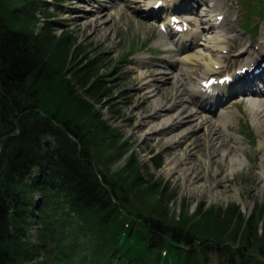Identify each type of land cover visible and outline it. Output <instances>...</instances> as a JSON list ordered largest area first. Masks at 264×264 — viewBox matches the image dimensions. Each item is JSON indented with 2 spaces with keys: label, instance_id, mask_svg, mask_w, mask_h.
I'll return each mask as SVG.
<instances>
[{
  "label": "rangeland",
  "instance_id": "1",
  "mask_svg": "<svg viewBox=\"0 0 264 264\" xmlns=\"http://www.w3.org/2000/svg\"><path fill=\"white\" fill-rule=\"evenodd\" d=\"M31 1L33 0H0V19L11 25L37 28L38 32H41V42H43L42 38L48 36L46 43L49 52L55 55L57 61L55 66L61 63L62 69L57 77L64 79L65 87L71 88L70 93H73V97L65 107L60 103L61 109L54 106L57 103L54 97H47L42 103L49 105L48 112L51 114V110L58 109L57 112L62 110L61 119L69 118L75 126H79L77 129L80 137H83L85 142L86 139H90L91 142L86 143L94 154L91 157L92 166L101 179H104L102 173L107 174L108 181L117 194L127 196L129 201L136 200L141 203V205L140 203L131 205L129 210L144 214H148L146 211H153L152 206L147 207L143 204L146 209L142 206L141 193L146 192L148 199L157 200L159 203L163 194L159 187L163 188L166 185L168 188L165 195L169 197H165L163 202L160 200V205H164L163 215L169 220L178 223L188 217L192 220L187 221V226L189 223L193 227L192 222L200 218L201 211L214 208L213 210H217L219 215L207 218L205 225H209V230L203 231L204 227L201 232L211 237L217 234L216 228H219L221 234L231 240L230 243L239 247L236 238L240 239L247 232L255 231L250 228L249 218L257 211L260 216L256 227L257 235L250 239L258 240L257 243L264 248V177L261 174L264 149L260 146L261 135L252 123L247 102L231 103L230 101L229 105H224V109H232L236 112L228 123L227 146H232L244 158L242 168L231 175L227 172L228 161H221L219 156H214L211 173L210 168L201 164L196 165L197 173L191 184L183 185L175 175L164 173V165L168 162V158L178 163L183 158L191 159L190 148L180 145L179 149L177 144L170 142L163 133L158 134L160 137L156 134L141 136V132L147 127L146 118L154 112L153 101L159 95L152 97L151 100L148 98L146 90L141 88L138 78L139 69L150 75L152 82L161 89V99L165 103L180 101L182 98L180 94L176 95L174 83L166 80V76L161 73L168 70L167 60L176 58L173 51L175 45L167 36L160 33L154 22L150 21L151 17L142 11L141 0H96L91 6L84 0ZM232 1L235 0H221L220 5L230 11L234 8L232 15L227 17L229 19L236 17V12L242 10V3H250L251 7H246L248 17L255 14L254 9L264 11V3L258 5V0H248V3L239 0L240 5L236 4L234 7ZM24 5L26 7L20 10ZM91 7H93L92 11L89 10ZM201 7L197 3V10L194 11V14L200 17L205 12ZM23 11H27V15L23 16ZM28 20L34 23L27 25ZM250 20L252 24L257 18L252 17ZM241 28H247V23L243 22ZM227 35L230 36L229 42L232 43L229 56H226L225 66L232 67L236 61L237 65L240 59H244L237 54L242 52L243 46L247 47L249 36L229 32ZM263 36L254 39L261 42L263 39L260 37ZM141 57L146 59L141 60ZM92 60H95L94 63L87 65ZM85 74L88 81L81 85V80L84 81L82 76ZM197 77L198 74L189 77L193 85H196ZM97 81L100 82V95L89 96L87 90L92 89ZM93 91L94 89L91 91L92 94ZM80 94L84 100H88L93 105L89 113L81 111L80 107L76 108L74 100L77 95L80 99ZM91 111H99L101 115L102 122L98 127L95 124V127H92ZM72 122L69 124H73ZM190 140H194L196 151H200L203 157L208 156L209 143L203 129L198 128L193 132ZM210 148L211 151L217 150V145L213 144ZM183 149L185 156L181 154ZM139 174L144 178L142 183L139 182L140 192L133 182L136 180L135 176ZM118 183L121 187H118ZM131 183L135 185L132 187L134 189L129 187ZM156 183H158L157 194L149 189L151 184ZM196 185L199 187L194 188ZM38 196L40 193L36 198ZM200 207H202L201 211H199ZM155 211L158 213L159 208ZM153 215L162 217L158 214ZM40 223L36 219H31L26 224L27 228L24 231L26 240L34 247L31 256L36 258L34 261V258L30 257L26 264H43L44 261L47 264H55V252L46 251L45 245H42ZM193 228L198 230L197 227ZM248 228L249 230L246 231ZM257 243L252 245L248 242V248L258 247ZM242 244L243 242L241 247Z\"/></svg>",
  "mask_w": 264,
  "mask_h": 264
},
{
  "label": "trees",
  "instance_id": "2",
  "mask_svg": "<svg viewBox=\"0 0 264 264\" xmlns=\"http://www.w3.org/2000/svg\"><path fill=\"white\" fill-rule=\"evenodd\" d=\"M40 37L34 29L0 19V264H26L33 257L34 247L24 232L31 219L41 222L42 245L55 252V264H264V248L250 239L257 235V211L249 218L255 231L236 238L239 247L219 228L211 237L201 232L204 227L203 231L209 230L207 218L219 215L214 208L207 212L199 208L201 218L192 222L198 230L187 226L188 217L175 223L164 216L160 203L166 197V185L159 187L163 193L159 203L141 193L142 206H152V212L162 217L140 212L142 220H138L122 211L120 207L129 210L140 202L129 201L100 182L92 166L90 139L87 144L78 133L79 126L69 124V118L61 119L62 110L56 108L51 114L49 105L42 103L54 97V106L61 109L60 103L65 107L73 93L57 77L61 63L55 66L48 36L43 42ZM82 78L84 85L88 77ZM99 84L91 87L93 94L90 88L86 93L99 96ZM76 98V108L88 113L93 109L82 95ZM91 114L92 127H98L99 111ZM135 178L139 191L144 178L140 174ZM149 189L157 194L158 183ZM248 242L257 243V253L250 252Z\"/></svg>",
  "mask_w": 264,
  "mask_h": 264
},
{
  "label": "bare ground",
  "instance_id": "3",
  "mask_svg": "<svg viewBox=\"0 0 264 264\" xmlns=\"http://www.w3.org/2000/svg\"><path fill=\"white\" fill-rule=\"evenodd\" d=\"M84 1L91 2L94 0ZM157 1L158 0H141V2H143L141 7L142 10L148 13L154 12L152 6ZM219 1L220 0H200L205 15H202L201 22H198L199 25L197 28L191 29L189 32L181 35L177 49V58L175 61H172V63L170 62L173 66H179L178 70H171L170 73L172 74H168V77L166 73L168 71H164L166 74H163V76H166V80H170L174 83L176 95L180 94L179 96H182L180 101L177 100L175 102L165 103L163 99H161V89L152 82L150 75L141 69L138 70L141 88L146 90L148 98L151 100L152 97L159 95L153 101L155 105L154 112L149 115V117L147 116V127L141 132V136L146 135L148 137L149 134L152 136L163 133L170 142L176 143L177 147L181 145L184 148H190L191 159L187 160L183 158L182 161L178 163L174 159L168 158V162L164 165V173L166 175H175L176 178L186 186L191 184L193 177L197 173L196 165L201 164L210 168L211 173V164L214 156H219V160L221 161H228L227 172L231 175L241 169L244 164V158L240 153L234 150L232 146H227V136L229 135L223 132V130L229 131L228 123L235 114L234 110H222L214 116L207 113L204 109L206 112L204 114L203 111L199 110L201 107L195 104L197 102L196 98L200 97L197 96V89H195L194 86L187 87L185 85L186 79L192 74L198 73L201 82L208 76L217 72L215 68L217 64H223L222 52L228 46L227 39L222 33L223 31H221L224 29L222 28L224 22H221L222 24L218 23V16L221 15L222 12L215 13L219 9ZM176 4L177 2L174 3L173 7H175ZM171 6L172 4L170 3L168 7L165 8L166 10L164 13L169 11V7ZM92 8L93 7L90 8L91 11L93 10ZM257 56H264V46H260V49L257 51ZM257 56L256 54L253 56H250V54L248 55L245 65H247L249 69L256 66L254 60L257 59ZM242 67L243 65L240 69ZM156 80L160 81L161 79ZM185 94H188V98L187 96L183 97ZM211 96L212 95H210V97ZM247 107L251 115L252 123L256 126L261 135L260 146L264 149V98L249 96ZM198 128L204 130L205 138L209 143V153L206 157H203L200 151L195 150L194 140H190L191 134ZM157 137L160 136L158 135ZM212 142L217 145V150L211 151L210 147L213 145ZM186 143H188L187 146H185ZM183 153L186 155L184 149L181 150V154L185 156ZM213 153H215V155H213ZM188 163L190 164L188 165ZM261 174L264 177V163ZM201 185L200 189L202 190L203 185ZM197 187H199V185H196L194 188Z\"/></svg>",
  "mask_w": 264,
  "mask_h": 264
}]
</instances>
